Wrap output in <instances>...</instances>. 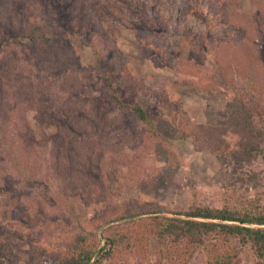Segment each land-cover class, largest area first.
Segmentation results:
<instances>
[{"label": "rangeland", "instance_id": "obj_1", "mask_svg": "<svg viewBox=\"0 0 264 264\" xmlns=\"http://www.w3.org/2000/svg\"><path fill=\"white\" fill-rule=\"evenodd\" d=\"M65 1L67 15L76 16L80 22L75 23L81 24L75 35L65 44L38 42L24 51L36 63L40 61L44 74H58L59 63L70 66L71 60L83 67L52 84L55 90L62 86L69 94L81 92L80 97L73 94L65 105L57 99L55 106H61L62 111L54 112L49 120L37 122L32 112L27 117V132L35 140L49 138L41 145L42 157H47L52 148L55 140L51 136L58 131L57 124L67 122L70 114L87 113L92 104L88 93L98 96L102 90L105 94H119L129 105L143 107L155 121L156 135L136 118L123 117L119 110L108 113L105 121H99L103 126L99 139H87L88 163L85 166L82 160L78 161L68 177L64 169L59 172L57 168H46L44 162L41 168L32 166L17 148L14 125L0 119V248L3 250L5 240L11 244L7 252L10 264H52L48 262L63 250L59 245L66 234L77 232L81 225L101 237L102 227L96 229L95 224L104 212H111L114 217L124 210L148 212L152 208L146 203L176 211L194 204L221 206L231 196L240 205L254 199L257 189L241 181L244 169L241 173L240 169L226 166L202 143L194 145L188 130L201 123L220 129L226 125L224 108L230 97L227 90L209 82L211 71L203 66V49L215 51L217 44L228 46L220 40L238 38L236 28L227 21L229 12L238 13L244 21L243 15L260 19L264 0H255L260 3L256 11L257 2L250 0ZM15 2L25 5L29 16L23 17V26L30 29L35 2ZM89 4L91 15H95L93 20L86 16L89 11L84 7ZM41 8L37 6L34 24L46 32L49 25ZM250 9L255 12H248ZM12 20L15 22L16 18ZM96 59L111 76L108 86L92 65ZM9 68L12 67H7L6 75L13 70ZM0 75L3 78V73ZM237 83L241 90L262 98L264 104V87L259 79L253 83L246 74H239ZM259 112L254 111L256 116H260ZM261 115L264 118V111ZM76 118L82 122V118ZM3 134L7 135L4 139ZM224 137L228 144L236 143L230 130ZM5 148L15 152L16 157L7 154ZM251 167L260 169L261 165L256 162ZM87 183L93 191L91 201ZM124 225L118 227L134 228ZM160 249L161 244L150 237L139 249L145 254L125 253L114 264L125 260L127 264H150ZM203 258L202 254L193 253L190 264H204Z\"/></svg>", "mask_w": 264, "mask_h": 264}, {"label": "trees", "instance_id": "obj_2", "mask_svg": "<svg viewBox=\"0 0 264 264\" xmlns=\"http://www.w3.org/2000/svg\"><path fill=\"white\" fill-rule=\"evenodd\" d=\"M33 1L35 4L30 15L35 18L32 21L36 22L37 6L42 7V16L49 25L46 32L34 23L30 29L23 26V17L29 16L24 4L19 6L15 0H0V73H3L0 81H6L3 84L0 82V119L4 124L10 122L14 125L20 154L28 157L35 168H41L44 162L46 168H57L59 172L64 169L68 176L69 171L75 170L73 168H76L78 161L82 160L86 166L87 139H99L98 133L103 129L99 121H105L104 116L115 110L124 113L125 118H136L146 126L149 133L156 135L155 121L143 107L129 105L119 94H105V90H102L98 96L88 93V100L91 99L92 104L87 113L70 114L67 122L57 124L58 131L51 136L55 140L51 142L52 148L48 149L47 157H42L41 145L49 141V138L45 137L40 142L35 140L27 132V117L32 112L37 122L49 120L54 112L62 111L61 106H55L57 99L62 100L61 105H65V102L72 100L73 94L80 97L81 92L69 94L62 86L58 88L60 90H55L52 84L55 80H65L74 70L82 71L83 67L71 60L70 66L59 63L61 67L58 74H44L40 61L36 63L33 56H25L24 51L38 42L48 45L68 43L69 37L75 35L81 24L75 23L79 20L76 16L70 18L67 15L68 7L65 5L68 2L65 0ZM250 1L254 4L257 2L256 11L259 1ZM89 6L90 4L84 8L89 11L86 13L87 19H92L95 15H91ZM255 11L248 12L253 14ZM262 16L264 13L260 14V19L243 15L244 21L238 13L229 12V26L235 27L240 36L229 42L220 40L228 46L217 44L215 51L203 49V66L209 67L211 71L209 82L217 88L227 90L230 97L224 108L226 125L220 129L202 123L193 124L194 127L188 130L193 135L194 145L202 143L206 149L215 152L226 166L240 169L241 173L242 168L244 169L241 181L257 189L255 198L245 200L240 205L231 196L230 201L221 206L194 204L176 211L167 210L157 203H146L152 208L148 212L124 210L114 217L111 212H104L95 224L96 229L102 227L101 237L91 228L81 225L77 232L66 234V239L58 244L63 250L56 253L48 263L114 264L117 259H123L125 253L145 254L139 250L141 244L152 237L161 244L162 249L150 264H190L193 253L202 254L204 264H264V118L261 115L264 104L262 98L241 90L237 83V76L246 74L253 83L259 79L264 87ZM14 17L15 22L12 20ZM98 63L96 59L92 65L105 77L104 82L108 86L111 76L107 73V68L100 67ZM7 67L13 69L8 71L9 77L5 72ZM44 90L50 92L45 93ZM103 104L106 106H102ZM107 105L109 109L102 108ZM254 111H260V116H256ZM75 116L82 118V122ZM228 130L236 136L234 145L225 140L224 134ZM6 134H3V139ZM182 136L186 137L184 133ZM5 149L7 154L16 157L15 152ZM256 162L262 169H251ZM91 183L96 185V182ZM70 185L75 187V184ZM90 187L87 183V195L91 201L93 191ZM88 223L92 227V222ZM124 223L131 224L134 228L126 230L118 227L120 224L124 227ZM102 239L103 243L100 244ZM10 247L11 244L5 240L3 250L0 248V264H10L7 257ZM125 261L122 264H127Z\"/></svg>", "mask_w": 264, "mask_h": 264}]
</instances>
